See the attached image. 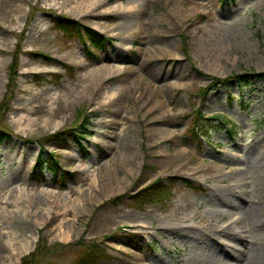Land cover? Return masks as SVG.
Returning a JSON list of instances; mask_svg holds the SVG:
<instances>
[{
	"label": "rangeland",
	"instance_id": "obj_1",
	"mask_svg": "<svg viewBox=\"0 0 264 264\" xmlns=\"http://www.w3.org/2000/svg\"><path fill=\"white\" fill-rule=\"evenodd\" d=\"M127 2L0 0V264L40 242L41 264H84L91 241L98 264H264V0ZM199 112L237 132L204 137ZM49 153L64 188L35 168ZM159 179L165 200L138 207Z\"/></svg>",
	"mask_w": 264,
	"mask_h": 264
},
{
	"label": "trees",
	"instance_id": "obj_2",
	"mask_svg": "<svg viewBox=\"0 0 264 264\" xmlns=\"http://www.w3.org/2000/svg\"><path fill=\"white\" fill-rule=\"evenodd\" d=\"M61 27L65 28L64 30H68V31H73L76 30V32L78 34H80L81 31V27L80 26H72V25H60ZM89 29L88 31H86L85 34H89ZM24 39V33H22V35L19 37V41H23ZM92 42L95 46H103L104 45V41H105V37L104 36H92L91 37ZM13 64L11 66V72L12 75L10 76V81L12 82L10 85V90L13 89V82L15 81L16 77H15V73H14V69H16V67L18 66L19 63V54L16 53L14 58H13ZM68 69L71 70L72 68L69 65ZM245 75L242 76H235V77H243ZM212 78V86L213 85H219V84H228L232 82V78L231 77H227V78H218V77H211ZM248 78V77H245ZM243 79V81L247 82V79ZM9 99V96L6 97V100L4 99V101H2L1 105H0V113H4L5 112V104L7 102V100ZM87 120V119H86ZM206 120H213L212 124L218 123L223 124L225 126L226 131H228L229 133H233L236 130V126L235 124L231 123V121H229L228 119L224 118V117H219V116H215V117H211V118H206L203 117V115L201 114V112H199L198 115H196V122L197 124H199V122H202V125L200 128V132L202 133V135L206 136L208 135L209 132H211L213 130V127H215V125L213 126L211 125H207L204 123V121ZM224 122V123H223ZM205 125V126H204ZM196 124L194 125L193 129L195 128ZM204 129H201L203 128ZM67 136H73L75 138H78L80 136V130L79 127H69L60 131H57L53 134L47 135L44 140L48 141V140H56V141H63L66 139ZM5 138H9V134L6 133L5 130L0 129V141H2ZM28 142H33L34 140L32 139H26ZM47 163L48 168L53 172L54 174V179L55 181L60 185L61 188L66 187V182H67V175L73 176L74 174L71 173L70 171H59V161L58 158L53 154V153H49L48 155H43V154H39L37 157V162H36V169H40V171H43L44 166L43 164ZM36 169L34 170L32 176L36 177L37 175L36 173ZM41 173V172H40ZM42 175V174H41ZM165 185L162 183V181L156 180L153 183L147 185L146 187L142 188L141 190H139L138 192L134 193V194H127V195H122V196H117L115 198L112 199V202H120L123 201L125 197H128V195L130 196L131 199H133L134 203L138 206V207H143L145 204H149V203H153V202H163L165 200ZM49 247H47V244L45 242V244L42 242H40L36 249L25 255L24 257H22V260L20 263L18 264H41V259L43 257H45L47 255L46 250H48ZM107 256L106 253V249L104 247H102L100 245L99 242H86L83 246V248L81 249V251L79 252L78 258L81 262H83L84 264H98L101 261H103Z\"/></svg>",
	"mask_w": 264,
	"mask_h": 264
},
{
	"label": "bare ground",
	"instance_id": "obj_3",
	"mask_svg": "<svg viewBox=\"0 0 264 264\" xmlns=\"http://www.w3.org/2000/svg\"><path fill=\"white\" fill-rule=\"evenodd\" d=\"M145 2V0H128V2H127V4L128 5H130L131 7H134V6H136V5H141V4H143ZM244 163H245V165H246V162L244 161ZM251 164L253 165V167L255 168V169H262L263 167H260V165L259 164H257V163H252L251 162ZM237 185H239V187H241L243 184H242V182L240 181V180H238L237 181ZM134 227V226H133ZM226 247V246H225ZM227 248V247H226ZM226 251V250H225ZM227 253H228V251H227ZM229 255H231V257L233 256H235L236 255V253H235V251H230L229 252ZM237 256V255H236ZM245 264H251V260L248 258V259H245Z\"/></svg>",
	"mask_w": 264,
	"mask_h": 264
}]
</instances>
